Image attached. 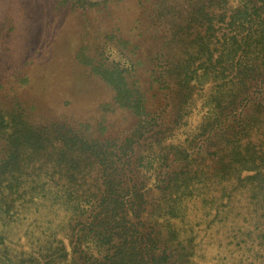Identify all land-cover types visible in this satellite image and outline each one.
<instances>
[{"label":"trees","instance_id":"obj_1","mask_svg":"<svg viewBox=\"0 0 264 264\" xmlns=\"http://www.w3.org/2000/svg\"><path fill=\"white\" fill-rule=\"evenodd\" d=\"M153 3L160 108L119 42L76 56L134 118L124 136L0 105V264H264V0Z\"/></svg>","mask_w":264,"mask_h":264},{"label":"rangeland","instance_id":"obj_2","mask_svg":"<svg viewBox=\"0 0 264 264\" xmlns=\"http://www.w3.org/2000/svg\"><path fill=\"white\" fill-rule=\"evenodd\" d=\"M153 2L107 0L80 9L56 7L55 0H0V105L21 109L35 124L64 121L88 137L124 136L134 118L76 56L99 57L98 43L119 42L140 62L148 106L160 108L163 91L145 74L165 36V26L155 24Z\"/></svg>","mask_w":264,"mask_h":264}]
</instances>
